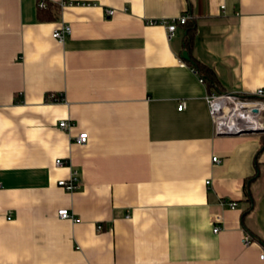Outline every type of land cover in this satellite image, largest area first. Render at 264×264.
<instances>
[{"label": "crops", "instance_id": "crops-1", "mask_svg": "<svg viewBox=\"0 0 264 264\" xmlns=\"http://www.w3.org/2000/svg\"><path fill=\"white\" fill-rule=\"evenodd\" d=\"M38 1L0 0V264H264L260 135L215 136L184 28L148 24L189 15L188 54L264 104V0H66L50 21Z\"/></svg>", "mask_w": 264, "mask_h": 264}, {"label": "built area", "instance_id": "built-area-1", "mask_svg": "<svg viewBox=\"0 0 264 264\" xmlns=\"http://www.w3.org/2000/svg\"><path fill=\"white\" fill-rule=\"evenodd\" d=\"M57 4L60 7L72 5V2H67L66 0H60ZM37 7L44 8L46 6L44 0H39L36 3ZM223 9V8H221ZM113 10L105 9V15L111 16ZM190 18L189 15H180L172 19H160L157 21H149V25H162L167 31V39H171L175 33L176 25H183ZM70 34V28L68 25L63 24L61 27L56 28L52 32L53 39L58 42H62ZM199 83L203 84V80L197 77ZM245 95V94H244ZM243 94L229 92V93H212L207 94L204 97V102L207 108L208 117L213 124L214 135L227 134V135H236V136H245L247 131L258 130L259 128H264L263 113H264V104L260 101L252 100L245 97ZM256 97H264V92L262 89L258 88L255 91ZM63 97L61 94H49L47 100L51 102L61 101ZM184 103L180 102L177 106L178 110L183 108ZM69 126L66 120H61L58 124V127L65 129ZM259 135V134H257ZM88 140V134L85 132L79 133L74 137L73 142L79 145H83ZM218 160L216 158L211 159V163L217 164ZM54 164L57 167L65 166V161L62 159H56ZM81 179L79 178V173L75 169H72L65 179H61L57 182V186L62 188L65 192H74L79 187ZM219 206H224L229 210H233L236 204L233 202H225L223 200L218 201ZM57 217L59 219H67L71 222H75V216L69 212L68 209L62 208L57 211ZM220 217L216 216L214 223L216 224L212 228V233L216 234L219 232L218 223ZM101 226H96V231H100ZM243 246L249 244L248 238L244 237L242 240ZM260 260L264 259V256L259 257Z\"/></svg>", "mask_w": 264, "mask_h": 264}, {"label": "trees", "instance_id": "trees-1", "mask_svg": "<svg viewBox=\"0 0 264 264\" xmlns=\"http://www.w3.org/2000/svg\"><path fill=\"white\" fill-rule=\"evenodd\" d=\"M46 6L44 8H38L37 17L38 19L42 20H55V16L58 12V9L60 8L59 4L55 3H48L45 2ZM181 27L184 28V36H183V43H184V50L188 53H190L192 40L194 38V24L192 22L186 21L185 24L181 25ZM190 59L187 62V65H189L192 68V71L196 74V76L203 80V84L208 88L212 89L215 93H222V90L218 84V80L215 78L212 71H210L207 67L204 65H201L200 63L196 62L194 58L191 57L190 54H188ZM245 97L249 98L248 96L244 95ZM260 148H264V133L260 135ZM248 198V195L246 199Z\"/></svg>", "mask_w": 264, "mask_h": 264}, {"label": "water", "instance_id": "water-1", "mask_svg": "<svg viewBox=\"0 0 264 264\" xmlns=\"http://www.w3.org/2000/svg\"><path fill=\"white\" fill-rule=\"evenodd\" d=\"M181 58L184 59L185 61H188L190 59V57L187 55L186 51H183L182 52ZM262 132H264V128H259L258 130L247 131V133H252V134H260ZM217 136L218 137H228V138H231V137L236 136V135L219 134Z\"/></svg>", "mask_w": 264, "mask_h": 264}, {"label": "rangeland", "instance_id": "rangeland-1", "mask_svg": "<svg viewBox=\"0 0 264 264\" xmlns=\"http://www.w3.org/2000/svg\"><path fill=\"white\" fill-rule=\"evenodd\" d=\"M264 132L260 133L259 135L263 134Z\"/></svg>", "mask_w": 264, "mask_h": 264}]
</instances>
